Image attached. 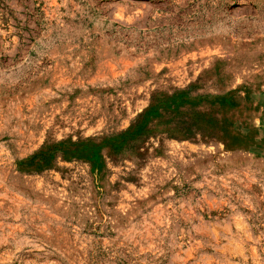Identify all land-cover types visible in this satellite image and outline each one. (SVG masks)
<instances>
[{"label":"rangeland","instance_id":"374dc122","mask_svg":"<svg viewBox=\"0 0 264 264\" xmlns=\"http://www.w3.org/2000/svg\"><path fill=\"white\" fill-rule=\"evenodd\" d=\"M0 264H264V0H0Z\"/></svg>","mask_w":264,"mask_h":264}]
</instances>
